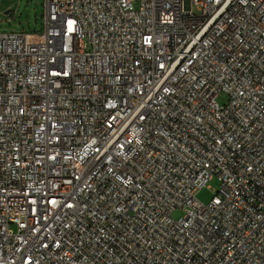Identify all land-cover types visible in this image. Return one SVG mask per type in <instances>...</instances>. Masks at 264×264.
Here are the masks:
<instances>
[{
  "label": "built area",
  "instance_id": "built-area-1",
  "mask_svg": "<svg viewBox=\"0 0 264 264\" xmlns=\"http://www.w3.org/2000/svg\"><path fill=\"white\" fill-rule=\"evenodd\" d=\"M0 264H264V0H46L0 32Z\"/></svg>",
  "mask_w": 264,
  "mask_h": 264
},
{
  "label": "rangeland",
  "instance_id": "rangeland-1",
  "mask_svg": "<svg viewBox=\"0 0 264 264\" xmlns=\"http://www.w3.org/2000/svg\"><path fill=\"white\" fill-rule=\"evenodd\" d=\"M46 0H19L5 1L1 6V11H10L9 14L0 12V32L25 31L30 34L42 33L44 31V14ZM229 97L226 93H220L217 103L226 105ZM220 188L217 178L209 181L207 187L201 190L197 199L207 205L212 200ZM182 212H175L174 219L183 216ZM15 230V228L13 227Z\"/></svg>",
  "mask_w": 264,
  "mask_h": 264
}]
</instances>
